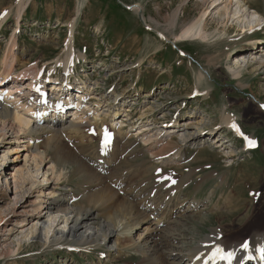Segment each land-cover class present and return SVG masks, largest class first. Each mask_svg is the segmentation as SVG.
<instances>
[{
    "label": "rangeland",
    "instance_id": "rangeland-1",
    "mask_svg": "<svg viewBox=\"0 0 264 264\" xmlns=\"http://www.w3.org/2000/svg\"><path fill=\"white\" fill-rule=\"evenodd\" d=\"M207 1V5H202V0H27L26 11L24 9L21 11L23 20L17 25L15 16L19 0H0V19L6 15V20L3 22L8 20L6 24L2 22L0 29V55L6 51L14 28L20 27L17 35L13 32L17 36L15 56H18L19 61L16 72L28 73L29 68L38 64L49 71L57 72L60 78L61 74L57 67L62 66L61 62L65 58L66 51L72 46L75 58L79 55V51L84 52L82 54L85 55L81 64L79 66L76 64L78 69L76 75H82L83 79L87 80L88 88H84L85 92L93 87L90 85L93 82L99 84L94 85L96 90L94 87L85 94L87 103L92 109L87 113L88 115L93 112L99 114V106L100 111H104V115L100 117L101 121L109 125L113 119L110 126L113 124L115 126L118 121L123 120L122 115L126 108L122 110V107L128 106H125L123 101L127 100L125 104H129L134 100L132 105H136L135 107L130 105V111H126L127 115L124 116L128 120L130 113V121L124 123L130 127L122 129L123 136L126 134L128 138L120 137L119 142L103 154L102 163L97 162L95 158L97 157L96 139L93 143L88 142L86 134L83 140L80 139L81 135L75 139L71 135L63 137L62 143L65 149L56 154L51 161L49 156L44 157V155L33 158L34 148L43 153L47 137L40 136L37 140L39 135H30L32 140L27 145L20 142L25 136L18 130L11 131L7 128L4 131L5 136L0 138V160L2 159L0 161V264H104L107 262V264H150L155 260L160 264H187L190 258H186L187 261L171 257L164 259L160 254L168 253L169 249L176 247L181 249V254H187L188 250L195 253L197 251L195 247L203 240H209L220 226L224 227L222 234L224 237L220 236L219 240L227 242L233 241L236 230L239 232L245 228L246 224H243L245 222L239 225L238 218L241 219V215L250 211L255 202L258 201L257 207L264 203V66L260 68L256 64L257 60L261 56L263 59L264 56V43L258 42L260 38H264V0H255V4H251L249 0H241L244 4L249 3L250 8L246 7L247 5L242 7L243 3H239L240 1L231 0L230 11L239 6V9L241 8L251 17L249 20L255 17L252 21L255 19L260 21L255 20V24L253 22L252 25L256 28L252 27L249 32L245 31L246 34H242L241 30L236 32L238 28L233 26L232 28L230 22L224 25L220 19L221 7L227 5L230 0L215 9L213 8L221 3V0ZM255 9L258 14L254 13ZM202 15L206 39L195 36L188 39L179 37L183 30L195 23ZM252 38L254 41L246 43ZM250 46L251 52L235 50L249 49ZM235 57H238V60L242 57L246 59L250 57L246 67L244 65L241 68L244 74L239 80H234L229 73V68L234 67L232 65ZM86 63H91L89 66L97 69L86 70L91 69L84 65ZM24 64L30 66L21 71L25 68L22 67ZM42 71L44 73V70ZM42 76L43 74L41 78ZM87 77L89 81L93 80L90 84ZM136 81H138L136 85L139 97L134 91H130ZM24 87L26 86H21V89ZM149 90H152V93L147 95ZM196 92L207 95L203 94L193 99L187 97ZM118 94L123 96V101ZM113 97L111 102L110 98ZM8 101L16 102L15 99ZM87 103L85 110L89 111ZM92 105L96 107L95 110ZM117 105L121 108L119 112L121 117L117 119L118 121H114L113 115ZM176 106L181 109L178 117L174 113ZM23 107L21 106L20 110ZM20 110L18 111L21 114L23 111ZM184 111L192 112L196 117L187 119L184 116L183 119H179L180 113ZM150 113L154 114L152 119L158 120L155 121L158 124L169 119V116H174L178 120L176 125H179L177 127L180 130L179 134L187 132L186 134L191 135L192 139L189 138L186 143H178L179 145L149 146L154 145L148 141L149 138L154 137L148 133L150 128L146 129L145 125H138L135 128L134 126L138 117L142 119ZM24 114L25 112L22 115ZM228 114L241 126L246 138L256 140L257 150L250 154L244 152L241 141L232 137L230 138L232 147L227 144L228 142L220 147L223 142L212 141L216 135H203L207 123H209L208 127H216V125L219 127L223 117ZM81 118L87 120L89 117L86 119L81 116ZM138 129H141L140 134ZM223 130H225L223 135L227 136L224 128L217 132V140L225 138L220 136ZM133 132L137 138L131 135ZM27 136L29 138V135ZM219 136L221 138H218ZM139 139L142 145L138 142ZM203 141L211 148L206 147L208 150L200 148V145H204ZM175 149L178 150V156L175 154ZM66 150L73 152L72 156H69L72 164H82L85 169L78 171L76 166L73 167L72 164L65 162L68 152ZM80 151H85V155L77 154ZM169 153L175 154L171 160L176 157L177 159L174 161L165 159L160 163L152 158L153 155L156 158L157 156L165 158ZM4 154L7 155L2 157ZM60 156H63L61 166L58 164L51 171V167L55 166L52 162H60ZM202 165L209 167L200 169ZM161 166H163V174L172 172L173 174L168 176L175 181L181 179L185 182L190 177L193 181L178 193L182 196L176 195L178 198L181 197L176 207H169L167 212L163 210V205L156 214L151 212L148 206L152 199L151 193L155 191L152 190V179L155 178L154 167ZM196 168H199L197 172L199 174L195 173L198 178L195 174L190 175ZM214 170H216L215 174ZM14 175L16 179L13 178ZM197 181H200V185L194 189ZM236 181L239 182L235 189L226 193L231 183ZM53 191H56L54 196L59 193L64 194L66 201L72 207L93 210L100 222H107L108 218H112V214L117 213L118 217L114 224L116 226L120 224L121 227L130 223L133 229L128 234L135 239V248L121 250L122 252L119 253L115 248L110 249L108 244L105 247L89 248L87 250H90V253L86 255L65 252L63 257L61 254L64 249L72 248L79 251L76 249L77 246L47 248L51 232L46 228L57 231L64 226V223L59 224L57 220L53 222L50 218H40L38 214L40 205H44L48 198L52 197ZM97 193L102 194L96 196ZM112 194L113 198L108 199L113 206L109 209L100 208L99 204L104 203L101 198L107 200L106 196L112 197ZM165 196L164 191H159L157 194L155 191L153 198L158 199L156 207H160ZM225 198L230 199L229 209L224 207ZM89 199L93 204H88ZM192 202L198 203L199 209L193 206L192 210L190 208L187 211V207L191 206ZM181 204L185 206L181 207ZM130 209L135 210L131 216L127 215L125 218L119 214L123 213L122 210ZM170 211L175 212L172 213L173 215L170 214L171 218L168 216ZM260 212L261 209L256 210L255 216L251 217L255 219ZM163 216L164 221H167L164 222L166 226L162 223V226L158 225L159 227L153 224L159 218L163 221ZM199 216H205L206 221L198 222ZM131 217H134L133 220ZM188 218L192 222L184 221ZM229 222L232 226L235 224L230 227L231 230L228 227ZM148 226L151 228L147 231ZM34 227L37 228V232L33 236ZM186 227V236L183 232H177L181 235L178 241L167 238L164 246L159 245L164 239L163 234L167 235L166 231L172 233L174 230H182ZM262 229L259 228L257 231L260 232ZM119 238L114 239V242ZM246 238L244 236L234 241L242 243ZM147 250L153 251L150 252L151 255ZM84 251L86 250L79 252ZM99 254L106 257L99 259Z\"/></svg>",
    "mask_w": 264,
    "mask_h": 264
},
{
    "label": "bare ground",
    "instance_id": "bare-ground-1",
    "mask_svg": "<svg viewBox=\"0 0 264 264\" xmlns=\"http://www.w3.org/2000/svg\"><path fill=\"white\" fill-rule=\"evenodd\" d=\"M26 1L27 0H19V3L17 5V14H16V24L17 25H19V23L22 21V18H21V14L20 13L24 9L25 2ZM202 1H203L202 5H207V2H208L207 0H202ZM227 1L228 0H221V3L216 4V6L213 9H215L218 5H222L225 2L227 3ZM237 1L238 2L240 1L239 3H243L241 0H237ZM238 2H236V3H238ZM249 2L251 4H255V0H249ZM230 5H231V0L228 1L227 5L224 4L221 7V10L219 9L220 10V16H221L220 19L222 20V23H224V25H227L230 22V26L231 27L233 26L234 28H238L236 30V32H238V30H241L242 34H246L247 32L251 31L252 30V27H254L252 25V23L254 22L253 24H255V20L256 19L254 21H252V20L255 17H252L253 19L252 20H249V18H251V17L247 16L245 14L246 12L242 11L241 8L239 9L238 8L239 6L237 7L236 5H235V7H237L238 9L237 8L234 9L235 7L233 6L232 9H234V10L230 11V9H229V6ZM242 5H243L242 7H245V5H247V4L246 3L245 4L243 3ZM249 6L250 5L248 3V5L246 7H249ZM245 9H247V8H245ZM254 13L255 14L256 13L258 14V11L255 9V12ZM203 15L200 16L195 23H193L192 25H189V27H187L185 30H183L179 37H182L184 39H188V38H191V37H194L195 36V37H199V38H203L204 39L206 37V33H205V31H203V30H205L204 29L205 24H204V20H203L204 19L203 18ZM5 19H6V16L3 17V19L1 20L0 26H1L2 22ZM142 19H143V17H142ZM143 21H144V19H143ZM258 26H259V24H258ZM255 28H256V26L254 27V29ZM245 31H247V32L245 33ZM15 38H16V35H14L12 33V35L10 37V42L8 43L7 49L5 51L6 53L4 52L3 55H0V85H2V86L5 85L6 80H11V75H14V78L19 79L18 82H21L20 80H22V79L28 80L27 83H26L27 85L24 88L25 90L30 89V88H36L37 87L36 84L40 82L41 75L43 74V71H39V70L36 71L37 66H34L32 69H30L28 71V73L22 72V73H20L18 75L16 74L17 72L15 71V69H16V67L19 64V61H18V56H15V44H14L16 42L15 41ZM252 41H254L253 38L252 39H249V41L246 42V43H249V42H252ZM261 41H263V42H261ZM258 42L264 43V38H260V40ZM250 48H251V46L249 47V49L248 48H245V49L236 48L235 50L238 51V52L239 51H242V50H248L249 52H251L250 51L251 50ZM256 51H258V50H255V52ZM243 56H245V55H243ZM78 57H82L83 58V55L80 54V56H78ZM78 57H77V59H78ZM234 59L235 60H234L232 66H234L235 68L234 67H230L229 68V73H230V75L232 76V78L234 80H239V79L242 78V75L244 74V72L241 70V68L244 67V65L246 67L247 62H249L250 57L248 59H246V57H242L239 60H238V57H235ZM73 61H74V58H73V50H72V47L70 46L68 48V50H67L66 57H65V59H64V61L62 63L63 64V67H64L65 73H67V74L71 73L70 69L72 67H70V65L73 63ZM256 64H258V67L262 68L264 66V56H263V59H262V56H261L257 60V63ZM26 66H27V64H24L22 67H26ZM88 67L93 68L94 66H88ZM19 76H21V77L18 78ZM77 80H80L79 83H77V84L75 83L74 84V85L77 86V88H76L77 93H80V90H83L84 88L85 89L88 88L87 82L84 81L81 77L78 78ZM47 81L48 82H52V79L51 78H48ZM18 82H16V84H18ZM53 83H58V82L55 79V82H53ZM32 84H35V85H32ZM94 85H97V84L96 83L95 84H92V86H94ZM10 86H11L10 88L12 90L11 93H13L14 95H17V93H19L18 96H21V94L23 93L24 90L22 92L18 91V86H16L14 82L11 83ZM1 90L2 89L0 88V91ZM141 90H143V89H141ZM27 92H29V91H27ZM203 94L204 95H207L206 93H203ZM40 95H41V98H34L33 94L30 96V93H28L27 96L29 97V99H27V100H29V106L28 105L27 106H24L21 109L23 112L20 114V112L18 110L16 111V110H14L10 106V105H12L13 107L14 106H18L19 109H20L21 108V106L19 105L20 102L19 103L18 102H13V103L8 102L9 99L10 100L13 99L12 96L9 95V92H6V91H3L2 92L1 91V93H0V126H1V129H0V138L5 136L6 133L4 131L7 128L9 130H11V131L18 130V132L21 135H24L25 137L22 138V140L20 142L21 143H26L27 145L30 144V142L32 140L31 137H30V135H33V134L39 135V137L37 138V140L40 139V136L47 137L46 144H45L46 145V148L44 149L43 153L41 154V152H38V149L34 148L35 155L34 156L32 155L33 158H36L37 156H39V157L41 156L42 157L44 155V157L45 156H49L50 159H51V161H53V159L55 158L56 154L60 153V151L62 152V150L65 149V145L62 143V135L63 134L66 135V136L67 135H71L74 138H78L80 135H83V134L85 135L88 130H93L92 128H97L98 124H100L99 127L103 126V124H102L103 122L101 121V118H100V115L98 114V112H93V113H90L89 115L87 114L88 113V110H85V106H86L85 99L82 96H80V99L78 100V102L79 103H82V105H79V106H75V105L74 106H71V107H74L75 110H76V112L74 113L75 115H77L75 117V120H76L75 122L68 121L67 120L65 122H62L61 121L59 123H56L55 125H50L49 122L52 120L53 117L52 118L51 117L48 118V117H46L45 114L47 113V109L48 108H54V107L53 106H49V107L48 106H44V103H45L44 102V100H45L44 93H41ZM23 97H25V96H23ZM187 97H190V96H187ZM60 100H65V105L68 106V104H70L71 101H74V97H72V94H71L70 97H68L66 99L65 98H60ZM123 102L125 104V101H123ZM62 105L59 106V109L62 107ZM33 106H35V109L32 108ZM37 106H39L40 108H37ZM120 109H121L120 106L117 105V108H116L115 113L113 115L114 116V121H116L119 118ZM24 112H25V114L31 115L32 118H27L26 116H24L25 114L22 115ZM87 115L89 116V118L87 120H83L82 119L83 117L81 118V116H84V118H85ZM183 115L187 119H190L192 117H196V116H194V114L192 112H184ZM168 121L170 122L171 127H173V125H176V123H177L176 121H174L172 119H169ZM112 122H113V119H112ZM232 122H233V118H231L229 115H226V116L223 117V122L221 124L223 125V127L228 128V126ZM208 124L209 123H207V125H206L207 128H206L205 132L203 133V135L204 134H206V135H216L217 132L219 131L218 128L212 127V126H209L208 127ZM113 125L111 126V128L114 127ZM119 125L121 127L123 124L120 123ZM100 130H101V128L98 130L99 131V134H100ZM139 130H141V129H138V131ZM199 130H202V129H199ZM112 131L114 133V138H113V141H112V145H114L116 142H119L118 139L120 137L121 138H124V136L121 135V129H117V128L114 129L113 128ZM179 131L178 130L177 131L176 130H171V131H169V133H171V134L170 135H166V136H161L159 134V132H158V133H155V135H153L154 137L157 135L155 138H149L148 141L150 143L152 142L154 145H159V144H163V145L164 144L177 145L178 143H186V141L189 138L192 139V136L191 135H190L191 136L190 137L188 134H186L187 132H181L180 134H178ZM140 133L141 132L139 131L138 134H140ZM27 135H29V138H28ZM197 136H198V134L196 135L195 138H197ZM27 138L29 139L28 141H27ZM86 139L89 142H92L93 141V140H90V137H88V136H87ZM224 139H225V141H224ZM24 140H26V141H24ZM219 141L221 143L223 142L222 144H220V147H222L223 144H226L227 142H229V140L228 139L226 140V138H221L219 140L216 139V143H218ZM110 148L111 147L107 148L106 150H108ZM106 150H104V151H106ZM66 151H68V150H66ZM66 151H64V152H66ZM103 152L97 147L96 153H97V157H98L97 159L98 160H101V156H99L98 154L99 153H103ZM71 153H73V152H71V151L69 152L68 151L66 153L67 154V157H65V160L66 161L64 160L65 162H68L70 164H72L71 158H70L72 156ZM84 153H85V151H80L77 154H80V155L84 156L85 155ZM6 155L7 154H4L2 157H5ZM63 156H60L59 157V159L61 158L60 162H57V161L52 162V164H54L55 166H52L51 167V171H53L54 168H56L58 166V164L60 165V163H62ZM223 157L226 158L225 156H223ZM152 158L154 160L155 159H158L154 155L152 156ZM59 159H57V160H59ZM41 161H43V160H41ZM72 165H73V167L76 166L77 167L76 169L78 171L85 169V167H83L82 164H72ZM208 167H209V165H202V167H200V169H206ZM198 171H199V168H196L194 171L192 170V172H191L190 175H193V174L197 173ZM213 173L215 174L216 173V170H214ZM17 174H18V172H17ZM15 175L13 176V178H15ZM241 179H239V180H241ZM192 181L193 180H191V177L188 178L185 182H183L181 180L178 183V185L176 186V189H174L173 191H171L170 198H168L167 200H165L164 201V204H161V205H166V207L167 206L170 207V206H174V205L177 206V204H179V202L181 200L176 195L173 197V193H175L176 190H177L176 193L182 192L181 190L187 188L188 185H189V183L192 182ZM199 185H200V181H197L194 184V189H196ZM5 186L7 187L6 184H5ZM250 186H251V184H250ZM246 188H248V187H246ZM55 192L56 191L51 192L52 193V197L48 198L47 202L44 205H40V210L38 212L40 218H44V217L46 219L50 218V221L52 220L53 222H55L57 220L59 222V224L60 223H64V226H63V228L61 230H57V231L56 230L55 231L53 230V231H51V228H48V227L46 228V230L48 232H51V236L48 238L47 248H57V247H60V246H68V247H71V246L75 245V246H77L76 247L77 250L83 251L84 249L87 250V249L93 248L95 246L105 247L106 245L110 244L109 248L110 249L115 248L116 250H118L119 253L122 252L121 250L135 248L136 241H135V239L132 236H130L128 234L129 231L133 229L132 226H130V223H127L125 225H121V227H119L120 224H118L117 226L114 224L115 223L114 221L118 217V214L117 213L112 214V218L111 217L108 218L109 220L107 222H100V221H98V217H96L94 215L93 210H91V209H85V208L84 209H81V208H77V207H72L66 201L64 194L59 193L57 196H54L56 194ZM234 193H235V191H233V194ZM101 194L102 193H97L95 195L96 196H99ZM211 194L213 195V193H211ZM95 195H93V196H95ZM252 197H253V195H252ZM258 197H259V195H258ZM106 198H107L108 201L107 200H103L101 198V200L104 203H101L100 202L101 204H99V207L102 208V209H109V208H111V206H113V205H111L112 202L108 199V198H110V199L113 198V194H112V197H109V196L107 197L106 196ZM94 200H96V199H94ZM112 200H114V199H112ZM229 200L230 199L225 198V201H224L225 202L224 207L225 208H228V209L230 208V206H229V202L230 201ZM257 202H255V203L257 204ZM90 203H92V200L91 199L88 200V204L89 205H90ZM129 203L130 202H128V204ZM256 204L255 205H252V209L250 211H248L247 213L244 212L246 214H244L243 216L240 214L241 215V219H239L240 217L239 218L237 217L238 218L239 225H240V223L245 222L243 224H246V226H245V228L243 230H241L239 232H238V230L235 229L236 230V233L234 232L235 235H234V239H232L233 241L227 242V241H224V240H219V237L220 236H223L224 237V235H222L223 234V231H224L223 230L224 227L220 226L219 229L216 232H214L213 235L210 236V239L209 240H207V239L206 240H203L200 243L199 246L195 247V248H197L196 249L197 251L195 252L196 254L193 251H190V250L187 251L188 252L187 254H185V253L184 254L183 253L181 254V249L178 248V247H176L175 249H169L168 253H161L160 254L161 257H163V258L164 257H171L172 259L173 258L174 259L175 258H177V259L178 258H180V259L181 258L182 259H186V258L189 259L190 258V260L192 259L195 263L206 264V262H207V264H211L212 262L209 261V260L205 261L204 263H202V262H203L204 258L206 257V254L210 251V249H213L212 247H215V246H212V244L213 245L216 244L217 247L220 246V245L223 246V249H224V252L225 253H227V252H233L234 255H236V260H239V263H240L241 260H243L245 258V261H249L250 264H264V259H262V256L260 255V250L262 252V250L264 249V237H263L264 236V234H263L264 233V230L262 229V228H264V203L261 206H259V207H257ZM247 208L248 207H246V209ZM187 209H190V208H187ZM258 209H261L262 212L259 213V215L257 216L258 218L255 217V219H253L251 216H253V215L255 216V211L258 210ZM130 210H132V212ZM130 210L129 211L122 210L123 213H119V214L122 215V216H124L126 218L127 215L131 216V214H133V211L135 212L134 209H130ZM155 210L158 212L160 209L155 207ZM191 210H192V208H191ZM167 211H169V209ZM244 211H247V210H244ZM172 213L173 212H171L170 214H172ZM6 216L7 215H5V217ZM134 217H131V219L134 218ZM40 218H39V220H40ZM132 220H130L131 223H132ZM118 221H119V219H118ZM144 221H146V220H144ZM184 221H186V223L192 222L191 219H189V218L186 219V220H184ZM205 221H206V217L205 216H199L198 222L202 223V222H205ZM139 222H140V220H139ZM164 222L165 221L163 220V221L160 222V224L162 223V224L165 225V223H167V221L165 223ZM157 223H159V222H157ZM235 223H237V222H235ZM155 225L158 226L159 224H155ZM231 226H232V224L229 222L228 223V227L230 228ZM150 228L151 227L148 226L146 228V230L148 231ZM259 228H261L262 231L258 232L257 229H259ZM231 229L232 228H230V230ZM39 230H40V228H39ZM153 231L158 232V230H156V229L155 230L153 229ZM36 232H37V228L34 227L32 235L34 236ZM166 232H167V235H165L166 233L163 234L164 235L163 236L164 239L159 243L160 246H164L167 238H170L172 240H177L178 241L180 239L181 235L179 233H177V232H183V235L186 236L185 233L187 232V227L186 228H183L182 230H174L172 233L171 232H168V231H166ZM231 234H233V233H231ZM120 236L122 238H119ZM244 236H245V238L247 237L246 240L247 239L248 240L250 239L249 247H248L247 251L246 250H243L242 247L239 246V243H241L240 241H234L235 239L242 238ZM117 238H119V239L118 240H115V242H114V239H117ZM234 243H236V245ZM151 251L152 250H149L148 251L149 254H150ZM244 253H246V254H244ZM141 255L144 256L145 254L144 255L141 254ZM107 256H109V255L107 254ZM197 256H199L201 258L198 260V259H196ZM158 260H159V258H158ZM155 261L157 262V260H155ZM155 261L154 262H151L150 264H154V263L155 264H160V263H156ZM225 264H230V262L228 261ZM241 264H243V263H241Z\"/></svg>",
    "mask_w": 264,
    "mask_h": 264
},
{
    "label": "snow or ice",
    "instance_id": "snow-or-ice-1",
    "mask_svg": "<svg viewBox=\"0 0 264 264\" xmlns=\"http://www.w3.org/2000/svg\"><path fill=\"white\" fill-rule=\"evenodd\" d=\"M235 127V126H233ZM111 143V136L108 134V132L106 130H104L103 133V139H102V148L101 151L103 152L104 150H106L108 148V146ZM248 146L249 147H254L255 146V141L249 140L248 141ZM166 179H170V178H166ZM173 184L176 182L175 180L171 181ZM249 247V244L247 241L243 242L242 244V249L243 250H247ZM234 257V253L233 252H227L225 253L224 250L220 247H216L215 251L211 254V256L209 257L210 260H215L217 258H219L220 260H227V261H232ZM201 257L197 256L196 259H200ZM207 264V262H206Z\"/></svg>",
    "mask_w": 264,
    "mask_h": 264
}]
</instances>
